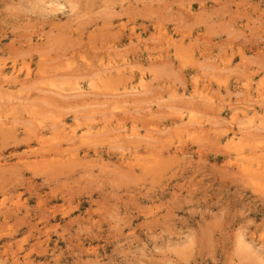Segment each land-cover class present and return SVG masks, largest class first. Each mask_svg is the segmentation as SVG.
<instances>
[{
	"label": "rangeland",
	"instance_id": "374dc122",
	"mask_svg": "<svg viewBox=\"0 0 264 264\" xmlns=\"http://www.w3.org/2000/svg\"><path fill=\"white\" fill-rule=\"evenodd\" d=\"M0 73V264H264V0H0Z\"/></svg>",
	"mask_w": 264,
	"mask_h": 264
},
{
	"label": "bare ground",
	"instance_id": "6f19581e",
	"mask_svg": "<svg viewBox=\"0 0 264 264\" xmlns=\"http://www.w3.org/2000/svg\"><path fill=\"white\" fill-rule=\"evenodd\" d=\"M52 5V4H51ZM122 35V34H121ZM116 48V47H115ZM188 53V52H187ZM192 53V52H191ZM179 54H180V52H179ZM170 55V54H169ZM234 55V54H233ZM190 56V55H189ZM109 57H111V56H109ZM179 57L181 58V56H178V59H179ZM229 57V56H228ZM88 59V58H87ZM87 59H85V60H87ZM103 60V59H102ZM230 60V59H229ZM101 61V60H100ZM102 62V61H101ZM88 64V63H87ZM120 68V67H119ZM118 70V69H117ZM121 70V69H120ZM122 72V71H121ZM3 73V72H2ZM2 73H0V74H2ZM27 75V74H26ZM30 75V74H29ZM13 77V76H12ZM17 80V79H16ZM7 81V80H6ZM77 81V80H76ZM78 82V81H77ZM19 83V82H18ZM69 83H71V82H69ZM75 83V82H74ZM10 84V83H9ZM73 84V83H72ZM78 86H79V83H78ZM73 87H75V86H73ZM88 87H89V85H88ZM125 88V87H124ZM77 89V88H76ZM81 89V88H80ZM79 90V89H78ZM82 90H84V89H82ZM81 90V91H82ZM262 97H263V95H262ZM182 120H183V118H182ZM185 120V119H184ZM189 121V120H188ZM3 126V125H2ZM261 131V130H260ZM261 144V143H260ZM255 146V145H254ZM253 146V147H254ZM256 147V146H255ZM264 147V146H263ZM256 151V150H255ZM258 151V150H257ZM241 154V153H240ZM259 154V153H258ZM257 155V154H256ZM237 156V155H236ZM241 157H242V155H241ZM244 157V156H243ZM128 157H126L125 159H127ZM234 158V157H233ZM254 158V157H253ZM259 158H260V156H259ZM263 158V157H262ZM243 159V158H242ZM256 159V158H255ZM234 160V159H233ZM237 160V159H236ZM122 161V160H121ZM254 161V160H253ZM252 160H251V162H253ZM260 161H261V159H260ZM128 162V161H127ZM255 162V161H254ZM263 162V161H262ZM132 163V162H131ZM252 164V163H251ZM141 165V164H140ZM240 165V164H239ZM247 165V164H246ZM252 165H254V163L252 164ZM261 165V164H260ZM142 166V165H141ZM242 166V165H241ZM133 167V166H132ZM263 169V168H262ZM250 172V171H249ZM256 172V171H255ZM261 172H262V170H261ZM258 173V172H257ZM256 173V174H257ZM264 173V172H263ZM247 175V174H246ZM264 175V174H263ZM256 176V175H255ZM260 177H262V176H260ZM257 178H259V177H257ZM252 180V179H251ZM259 181V180H258ZM264 181V180H263ZM255 184V183H254ZM260 185V184H259Z\"/></svg>",
	"mask_w": 264,
	"mask_h": 264
}]
</instances>
